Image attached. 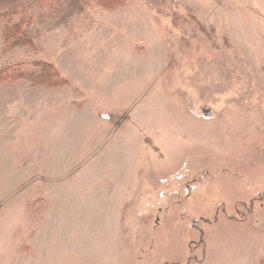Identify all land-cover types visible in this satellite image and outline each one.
<instances>
[{
  "label": "rangeland",
  "instance_id": "rangeland-1",
  "mask_svg": "<svg viewBox=\"0 0 264 264\" xmlns=\"http://www.w3.org/2000/svg\"><path fill=\"white\" fill-rule=\"evenodd\" d=\"M25 2L0 16V264H264V0Z\"/></svg>",
  "mask_w": 264,
  "mask_h": 264
},
{
  "label": "trees",
  "instance_id": "trees-1",
  "mask_svg": "<svg viewBox=\"0 0 264 264\" xmlns=\"http://www.w3.org/2000/svg\"><path fill=\"white\" fill-rule=\"evenodd\" d=\"M27 0H0V16H6V17H14L21 15L20 12H23L24 10L28 9L29 3H26ZM24 2V3H23ZM31 5V4H30ZM27 6V7H26ZM20 27L15 25V27L8 31L7 33L13 35L14 33H18L20 31ZM39 66H42L41 68L35 67L33 65L30 67L22 68V74L28 76V78H38L42 76V73L46 70H44V67L50 66V64H40ZM48 68V67H47ZM39 84H44L43 81H39L38 79L35 80ZM64 82H67L66 80H62L60 84H63ZM46 85V84H44Z\"/></svg>",
  "mask_w": 264,
  "mask_h": 264
},
{
  "label": "flooded vegetation",
  "instance_id": "flooded-vegetation-1",
  "mask_svg": "<svg viewBox=\"0 0 264 264\" xmlns=\"http://www.w3.org/2000/svg\"><path fill=\"white\" fill-rule=\"evenodd\" d=\"M210 111H211V110L207 109V110L205 111V113L210 115ZM196 180H197V177H194V179H193L192 181H190V182H196ZM188 183H189V182H188ZM187 185H188V184H187ZM189 185H190V184H189ZM189 185H188V186H189Z\"/></svg>",
  "mask_w": 264,
  "mask_h": 264
}]
</instances>
